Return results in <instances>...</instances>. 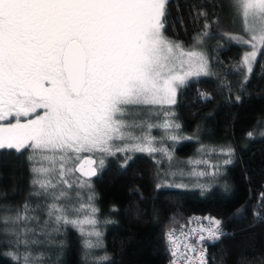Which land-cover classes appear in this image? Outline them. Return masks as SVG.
<instances>
[{
  "label": "snow or ice",
  "instance_id": "1",
  "mask_svg": "<svg viewBox=\"0 0 264 264\" xmlns=\"http://www.w3.org/2000/svg\"><path fill=\"white\" fill-rule=\"evenodd\" d=\"M170 3L0 0V151L23 154L30 150L31 195L50 201L44 206L48 219L41 233L50 235L45 232L50 226L59 232L62 225H71L87 237L86 250L103 246L97 227L98 209L92 205L94 195L89 194L87 203L80 202L78 207L71 205L73 189L79 201V190L91 188L89 180L82 177L97 174L93 167L96 161L81 154H100L101 167L105 156L123 154L121 167L126 168L133 161L129 153L160 152L171 165L173 155L167 148L155 146L151 129H165L160 139L163 143L165 139L177 140L169 129H179L180 125L168 119L175 115L170 111H165L162 125L152 123V109L175 104L178 88L189 78L210 75L208 58L196 50L201 38L209 35L210 24L208 13L200 12L205 17V31L186 48L166 35L170 24L174 27L177 19L182 22L179 14L171 17ZM228 7L242 17L247 37L224 33L223 38L251 46L252 51L244 54L237 69H246L250 75L258 49L264 47V0H228ZM212 23L219 26V17ZM200 98L210 99L203 93ZM253 135L248 133L250 138ZM221 152L229 157L224 164L232 163L233 149L222 148ZM215 167L213 173L193 174L215 176L219 166ZM165 186L156 185L157 189ZM260 200L264 202V193ZM40 209L39 203L32 207L26 200L15 209L0 210V236L5 237L0 243L11 249L5 255L13 264L42 262V257L32 255V246L40 241L35 238L36 228L30 226L39 223L35 213ZM242 211L244 208L237 214ZM253 215L260 219L264 214L254 210ZM202 219L207 225L193 217L188 224L195 222L198 228L184 231L186 226L181 225L179 234L175 228L165 232L170 264H208L205 242L218 241L227 233L221 219ZM85 225L91 230L85 232ZM107 259L100 257L97 264Z\"/></svg>",
  "mask_w": 264,
  "mask_h": 264
},
{
  "label": "trees",
  "instance_id": "2",
  "mask_svg": "<svg viewBox=\"0 0 264 264\" xmlns=\"http://www.w3.org/2000/svg\"><path fill=\"white\" fill-rule=\"evenodd\" d=\"M169 10L172 18L179 14L182 22L177 19L174 27L170 24L166 35L186 48L205 31V17L199 13H208L209 35L201 39L210 75L194 78L180 88L175 104L154 106V120L165 116V111L175 114L168 117L180 125L174 129V157L185 160L201 148L202 154L215 157L216 153H207L210 148L231 147L232 163H219L218 175H204L197 181L187 175V187L157 189L160 177L152 158L134 155L126 168L121 167L122 158H109L97 177L89 180L91 188L79 190L83 200H77L76 189L71 192V205L87 203L92 194V205L98 209L103 246L86 250L85 237L71 225H62L59 232L50 226L45 230L50 235L41 233L48 219L44 206L50 201L31 195L30 151H0V210L15 209L26 200L32 207L41 205L35 213L39 223L30 225L40 241L32 246V255L42 257L41 264H97L105 256L108 259L100 264H168L171 257L164 234L179 230L191 215L224 221L227 234L208 245V264H264V215L260 219L253 215L254 210L264 214L260 200L264 193V47L258 50L253 72L246 74L245 69H237L247 47L223 38L224 33L240 32L239 19L229 9L228 0H171ZM216 17L219 26L212 23ZM201 93L210 99H201ZM10 250L0 243V264H13L5 255Z\"/></svg>",
  "mask_w": 264,
  "mask_h": 264
},
{
  "label": "rangeland",
  "instance_id": "3",
  "mask_svg": "<svg viewBox=\"0 0 264 264\" xmlns=\"http://www.w3.org/2000/svg\"><path fill=\"white\" fill-rule=\"evenodd\" d=\"M238 19H239V25H240V32L235 34V35H244L245 37H247V34L244 32L245 26H244L243 19H242V17L238 18ZM194 43H193V45H194ZM238 44H240V43H238ZM202 45H203V42H201V44H199L197 46L196 50L202 51L205 54V56L207 57V54L202 49V47H203ZM240 45H243V44H240ZM243 46L247 47L244 54L248 51H252V48L250 45H243ZM244 54H243V56H244ZM246 74H247V70H246ZM201 76H204V75H201ZM197 77H199V76L191 77V78H189V81H191L192 79L197 78ZM180 88H182V87H180ZM180 88H178L177 92L179 91ZM176 95H177V93H176ZM164 105H170V104H164ZM157 106H162V105H157ZM152 110L154 112V106H153ZM154 116H155V112H154V115L152 117V123H155V124H161L162 125L165 118H166L165 116H161V118L157 117L154 120ZM169 132L173 135H176V133H175L176 131L174 130V128L169 129ZM151 134H152V136L156 137V145H155L156 147L167 148L169 150V152H171V154L173 155V144L177 143V141L165 139L164 142L161 143L160 142L161 137L165 136V129L163 127L151 129ZM201 149H204V148H201ZM201 149H199L195 153V155H193L189 158H186L185 160L184 159H178V158L174 157V155H173L174 159L171 161V165H170L168 158L165 157L160 152H156V153H152V154L137 152V153H129V155L134 156V155L142 154V155H146V156L152 158L153 161L155 160V162L157 164V168H158V175L160 177L159 183H162L164 185H174V184L186 185L187 184L186 178H188L187 175H189V178H193L194 181H197V179H204V177H203L204 175L201 176V175H196L193 173H201V172L210 173V172H213L214 171L213 169H216L215 166H218L219 163L223 162L226 159V155H224L220 151L221 148H216V147L210 148L209 151L207 152V153H211V152L216 153L215 157H209V156L202 154L203 150H201ZM86 154L92 156V158L97 159L98 167L100 170L104 169L109 158H122L123 159L122 163L124 162V155L118 153L116 156H105L104 157V160H105L104 166L101 167L99 164V160L101 158L100 154L93 155L91 153H84V154H81V156H85ZM198 161H206L207 163L198 162ZM181 172L183 173V175H181ZM172 173H176V174L172 175ZM176 178L178 179V181L175 180ZM199 184H201V183H199ZM81 200H83V199H81ZM73 218H75V215ZM89 230H91L90 226L85 225V232H87ZM83 236L85 237V239L87 238L85 235H83ZM94 238L95 237H91V239H94Z\"/></svg>",
  "mask_w": 264,
  "mask_h": 264
},
{
  "label": "built area",
  "instance_id": "4",
  "mask_svg": "<svg viewBox=\"0 0 264 264\" xmlns=\"http://www.w3.org/2000/svg\"><path fill=\"white\" fill-rule=\"evenodd\" d=\"M193 217H199V218H201V220H202V223L204 224V225H207V221H204L202 218L204 217V216H200V215H191V216H189L188 217V219H187V222H186V224H185V229H184V231H188L189 229H192V228H198L199 227V225L197 224V223H195V222H193L192 224H188V221H189V219L190 218H193ZM177 234H179V230H177ZM212 242H208V241H206L205 242V247H206V249H207V247H208V245H210ZM206 259H207V257H206ZM207 261H208V259H207ZM168 264H170V262L168 263Z\"/></svg>",
  "mask_w": 264,
  "mask_h": 264
},
{
  "label": "water",
  "instance_id": "5",
  "mask_svg": "<svg viewBox=\"0 0 264 264\" xmlns=\"http://www.w3.org/2000/svg\"><path fill=\"white\" fill-rule=\"evenodd\" d=\"M88 156H86V157H84V158H87ZM95 161H96V159L95 158H93ZM93 167H95L96 168V163L93 165ZM88 168V165L87 164H85V169H87ZM97 169V168H96ZM79 176L81 175L80 173H77ZM97 175H98V170H97V174L95 175V176H92V177H90V178H88V177H82L83 179H86V180H90V179H94L95 177H97Z\"/></svg>",
  "mask_w": 264,
  "mask_h": 264
},
{
  "label": "flooded vegetation",
  "instance_id": "6",
  "mask_svg": "<svg viewBox=\"0 0 264 264\" xmlns=\"http://www.w3.org/2000/svg\"><path fill=\"white\" fill-rule=\"evenodd\" d=\"M85 156H90V155H88V154H86ZM85 156H82V158H84ZM96 159V158H95ZM123 164V163H122ZM96 168H97V170H98V173H100V169H99V167H98V163H97V159H96Z\"/></svg>",
  "mask_w": 264,
  "mask_h": 264
}]
</instances>
